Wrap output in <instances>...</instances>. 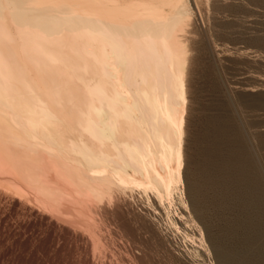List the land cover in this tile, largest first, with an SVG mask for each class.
<instances>
[{
	"label": "bare ground",
	"instance_id": "1",
	"mask_svg": "<svg viewBox=\"0 0 264 264\" xmlns=\"http://www.w3.org/2000/svg\"><path fill=\"white\" fill-rule=\"evenodd\" d=\"M193 10L191 0H0V199L81 264H119L121 250L126 264H154L144 223L172 262L193 264L150 217L187 163ZM145 192L134 207L129 196Z\"/></svg>",
	"mask_w": 264,
	"mask_h": 264
},
{
	"label": "rangeland",
	"instance_id": "2",
	"mask_svg": "<svg viewBox=\"0 0 264 264\" xmlns=\"http://www.w3.org/2000/svg\"><path fill=\"white\" fill-rule=\"evenodd\" d=\"M191 1L200 45L184 114L191 117H185L182 132L187 163L183 160L173 197L160 201L165 209L157 214L164 212L166 222L156 212L150 217L163 238L171 236L165 244L174 253L192 254L193 264H220L217 254L221 264H264V0ZM138 195L129 196L134 207L139 200L149 202L148 194ZM35 221L0 199V264H78L75 251L61 250V242ZM139 228L153 244L154 264H186L167 257L148 225ZM121 252L114 261L126 264L130 257Z\"/></svg>",
	"mask_w": 264,
	"mask_h": 264
}]
</instances>
